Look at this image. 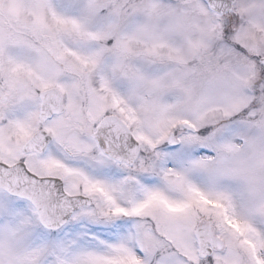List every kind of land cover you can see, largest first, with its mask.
<instances>
[{"label": "snow or ice", "instance_id": "snow-or-ice-1", "mask_svg": "<svg viewBox=\"0 0 264 264\" xmlns=\"http://www.w3.org/2000/svg\"><path fill=\"white\" fill-rule=\"evenodd\" d=\"M0 264H264V0H0Z\"/></svg>", "mask_w": 264, "mask_h": 264}]
</instances>
